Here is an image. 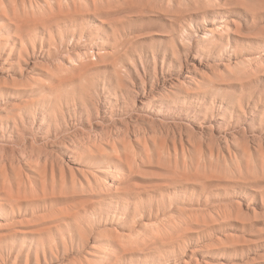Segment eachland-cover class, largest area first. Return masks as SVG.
<instances>
[{"label": "rangeland", "instance_id": "374dc122", "mask_svg": "<svg viewBox=\"0 0 264 264\" xmlns=\"http://www.w3.org/2000/svg\"><path fill=\"white\" fill-rule=\"evenodd\" d=\"M1 108L0 264H264V0H0Z\"/></svg>", "mask_w": 264, "mask_h": 264}, {"label": "bare ground", "instance_id": "6f19581e", "mask_svg": "<svg viewBox=\"0 0 264 264\" xmlns=\"http://www.w3.org/2000/svg\"><path fill=\"white\" fill-rule=\"evenodd\" d=\"M86 77V75H85V72L84 71H82L81 72V79H83V78H85ZM145 91V90H144ZM153 89H152V93H153ZM122 93V92H121ZM154 95L155 94H151V98L152 97H154ZM146 98H148V96L147 97H145V99ZM143 102H146V100H142L141 101V103L142 104H144ZM161 105V104H160ZM4 109H5V107H4ZM4 109H0V125L2 126V120H3V112L5 113L6 111H4ZM60 110L58 111V113H64V111H63V109L62 108H59ZM57 112V111H56ZM42 113V112H41ZM5 115V114H4ZM42 116V115H41ZM44 118V117H43ZM60 119H63V117L62 116H59L57 113H53V115H52V117L50 118V121H48L46 124L47 125H44V121H43V119H39L38 118V120H36V121H38V125L40 126V128H41V126L42 125H44L45 127H47V128H49L50 126H54V127H57V125H59V124H57L58 122H59V120ZM32 123L31 124H34V122H35V120H33V118H32V121H31ZM21 124H22V126H23V128L25 129V127H26V124L22 121L21 122ZM30 124V125H31ZM13 125H14V127L15 128H18V124H17V122L16 121H14L13 122ZM22 129V128H21ZM18 131V130H17ZM36 132V131H35ZM42 132H44V135L46 134L45 133V130H43ZM17 133V132H16ZM18 136L21 134L20 133V131H18ZM38 133V132H37ZM49 133V132H48ZM47 133V134H48ZM34 135H37V134H34ZM20 137H21V135H20ZM38 137H41V135L40 136H38ZM48 137V136H47ZM52 137V136H51ZM23 138V137H22ZM52 139V138H51ZM42 140V139H41ZM47 140V139H46ZM87 144V143H86ZM90 145V144H89ZM10 146V145H9ZM68 146V145H67ZM87 146H88V144H87ZM85 148H87V147H83V149L80 151V153L81 154H84L85 155V157H89L90 155L86 152V149ZM97 148V147H96ZM99 148V147H98ZM88 150V149H87ZM97 150V149H96ZM67 151V150H66ZM78 153V152H77ZM101 154V153H100ZM5 156V155H4ZM3 162V161H2ZM5 162V161H4ZM1 164V163H0ZM4 164V163H3ZM6 177V176H5ZM3 180V179H2ZM4 180L7 182V183H9V181L6 179V178H4ZM4 182V181H3ZM2 192H3V195H4V197L5 198H7V199H10V200H19V198L21 199V193H19V192H13L12 191V189H10V188H3V190H2ZM24 196H26V198H27V196H29V195H24ZM24 198V197H23ZM35 199V198H34ZM13 202V201H12ZM45 257V256H44ZM1 262L3 263V260L1 259Z\"/></svg>", "mask_w": 264, "mask_h": 264}]
</instances>
